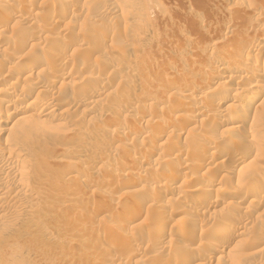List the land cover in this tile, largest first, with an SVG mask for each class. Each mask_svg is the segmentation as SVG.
<instances>
[{
    "label": "rangeland",
    "instance_id": "1",
    "mask_svg": "<svg viewBox=\"0 0 264 264\" xmlns=\"http://www.w3.org/2000/svg\"><path fill=\"white\" fill-rule=\"evenodd\" d=\"M0 4V114L19 109L28 116L26 123L10 125L14 130L0 132V264H264V48L251 43L264 38V0ZM23 28L34 35L22 41ZM187 34L205 36L212 45L202 53L188 49L169 75L165 68L174 56L167 51L176 57ZM160 36L170 42L158 47ZM222 36L233 39L226 50L214 46ZM239 46L246 55L192 77L201 59L236 55ZM20 65L30 71L20 73ZM43 68L48 72L39 75ZM221 73L233 81L220 85L199 109L196 96H208L212 85L225 81ZM170 78L181 80L177 89L166 87ZM197 81L199 92L184 97ZM11 84L7 95L3 90ZM253 90L259 98L250 106ZM77 92L83 105L70 101ZM43 99L54 102L51 114L41 111ZM220 105L224 115L209 117L208 107ZM227 116L234 118L223 125ZM200 134L214 148L194 157L191 144ZM237 135L245 136L244 145L233 143ZM181 146L191 150L177 161L178 182L171 185L168 177L152 188L153 173L167 168ZM214 150L220 160L211 188L214 194L222 186L226 191L196 202ZM228 150L243 157L235 169L228 168ZM192 168L200 177L184 186ZM89 173L99 180L88 183ZM125 209L135 212L129 221L122 218ZM220 220L229 226L219 230ZM209 244L217 251L207 252Z\"/></svg>",
    "mask_w": 264,
    "mask_h": 264
},
{
    "label": "bare ground",
    "instance_id": "2",
    "mask_svg": "<svg viewBox=\"0 0 264 264\" xmlns=\"http://www.w3.org/2000/svg\"><path fill=\"white\" fill-rule=\"evenodd\" d=\"M1 1V0H0ZM10 3V2H9ZM12 3H14V2H11L10 4L12 5ZM9 4V5H10ZM1 5V4H0ZM14 5H12V7H13ZM206 6V5H205ZM23 10V9H22ZM197 12H196V14L197 15H199V14H201V12H203V6H201L200 8H198L197 10H196ZM12 12V11H11ZM24 12V11H23ZM6 14V13H5ZM195 14V15H196ZM197 18V17H196ZM202 18V17H201ZM206 18V17H205ZM203 25V24H202ZM29 28V27H28ZM28 28H26V29H28ZM147 28V27H146ZM204 28V27H203ZM24 29V28H23ZM26 29H24V31H22V32H20V34H19V38L22 40V41H24V39L25 40H27V38H30V36H32L31 35V32L32 31H30V30H26ZM31 30H33V29H31ZM44 30V29H43ZM33 31H35V30H33ZM204 31V30H203ZM206 31V30H205ZM234 33V32H233ZM32 34H33V32H32ZM235 34V33H234ZM34 35V34H33ZM243 35V34H242ZM2 36V35H1ZM235 36V35H234ZM233 36V37H234ZM236 36H237V34H236ZM239 36H240V34H239ZM35 37V36H34ZM18 38V39H19ZM39 39H40V37H38ZM18 39H15L16 41H18L19 42V40ZM50 39V38H49ZM220 40L218 41V43H216V44H214V46H215V48H218V49H228V47L229 46H231V43H232V41H233V39H230L229 37H227V36H222V37H220L219 38ZM13 40V39H12ZM20 40V41H21ZM170 38H168V37H165V36H160V37H158V43H157V46L159 47V46H162L163 44H165V43H169L170 41ZM247 40V39H246ZM40 41H41V39H40ZM44 41V40H43ZM43 41H41V42H43ZM49 41V40H48ZM252 42V45H253V47H254V45L256 46V47H258V49L259 50H262L263 48H264V38H262V39H257V40H251ZM10 42H12V41H10ZM29 43V42H28ZM8 44V43H7ZM13 44H14V42H13ZM19 44H20V42H19ZM40 44V47H41V43H39ZM16 45V43L14 44V46ZM32 45V47H33V45L34 44H31ZM49 45V44H48ZM166 45V44H165ZM212 45V41H211V39H209V38H207V37H205V36H202V37H193L192 35H190V34H187L186 36H185V39H184V41H181V42H179V44H178V46H177V49H176V57L178 58V59H176V57H175V55H174V51L172 52V51H170V50H168L167 52L168 53H172L173 54V56H174V58H173V60H171V62L170 63H168L167 65H166V70L167 71H169V73H171V74H169V75H172L173 73H174V71L176 72L177 70H175L174 68H177V66H179L180 65V62H183L184 61V56H185V52H187L188 51V49H191V48H195L196 50H198V52H199V50H200V52L201 51H204L206 48H209L210 46ZM236 45V44H235ZM17 47H18V45H16ZM5 47V46H4ZM21 47H22V45H21ZM24 47V46H23ZM26 47V46H25ZM49 47V46H48ZM240 47V46H239ZM244 47V46H243ZM16 48V47H15ZM37 48V47H36ZM35 48V49H36ZM52 48V47H51ZM11 49H12V47H11ZM16 49H18V48H16ZM15 49V50H16ZM19 49H20V45H19ZM38 49H40V48H38ZM49 49V48H48ZM158 49V48H157ZM169 49V48H168ZM55 50V49H54ZM53 50V48H52V50L50 49L49 51V53L51 54V53H54L55 51ZM77 50H79V49H77ZM193 50V49H192ZM195 50V51H196ZM234 50V49H233ZM247 50L246 49H244V48H238V50L236 51V55H234V54H232V53H228V55H226V56H223L222 54H220V53H217L216 55H213V56H211V57H209V58H204L203 60L201 59L203 56H204V54L203 55H201L200 56V63L198 64V66H197V68H196V74H194L195 76H192L193 78L194 77H196V79H197V76H201V75H203V73L205 72V71H207V70H211L210 68H212V69H215V70H222V68L225 66V63L230 59V57H232V59L234 58V56H236L235 58H237V60L239 59V56H244V54H245V52H246ZM20 52H22V51H20ZM198 52H197V54H198ZM199 52V53H200ZM206 52V51H205ZM249 52V51H248ZM8 53V52H7ZM202 53V52H201ZM2 54V53H1ZM179 54H181V55H179ZM6 55V54H5ZM52 55V54H51ZM200 55V54H199ZM198 55V56H199ZM246 55V54H245ZM249 55V54H248ZM3 57H4V55H3ZM6 57V56H5ZM14 57V56H13ZM17 58V57H16ZM15 58V59H16ZM154 58V57H153ZM3 59V58H2ZM2 59H0V60H2ZM5 59V58H4ZM7 59V58H6ZM15 59H13V60H15ZM19 60H20V56H19V58H18ZM172 59V58H171ZM8 60V59H7ZM151 60V59H150ZM187 60V59H186ZM231 60V59H230ZM44 61V60H43ZM236 61V60H235ZM1 62V61H0ZM41 62V61H40ZM189 62H190V60H189ZM244 62V61H243ZM14 63V62H13ZM16 63V62H15ZM8 64V63H7ZM39 64V63H38ZM235 65H233L234 67H237L239 64L238 63H234ZM6 65V64H5ZM35 65V64H34ZM227 65V64H226ZM26 66V65H25ZM24 65H20V67H18L17 69H18V71H20V73L21 72H25V70L27 69L26 67H25ZM30 66V65H29ZM28 66V67H29ZM195 66V65H194ZM232 66V67H233ZM2 67V66H1ZM4 67V66H3ZM23 67H25V68H23ZM226 67V66H225ZM164 68V67H163ZM224 69V68H223ZM29 70V69H28ZM28 70H26V72L28 71ZM33 70V69H32ZM248 70H250V69H248ZM2 71V70H1ZM30 71V70H29ZM214 71V70H213ZM231 71V70H230ZM235 71V70H234ZM17 72V71H16ZM47 73L48 71H46V69L45 68H43V69H40V71L38 72V74L40 75V74H42V73ZM28 73V72H27ZM215 73V72H214ZM231 73H232V71H231ZM25 74V73H24ZM176 74V73H175ZM174 74V75H175ZM233 74V73H232ZM29 75V74H28ZM46 75V74H45ZM176 75H178V74H176ZM219 75V74H218ZM32 76V75H31ZM160 76H161V74H160ZM263 76H264V71H263V74L260 76L261 78H263ZM30 77V75L29 76H27V78H29ZM167 77H169L168 75H167ZM171 77V76H170ZM175 77H177V76H175ZM236 77V76H235ZM20 78V77H19ZM31 78V77H30ZM40 78V77H39ZM161 78V77H160ZM190 79V81L191 80H194V79ZM260 78V79H261ZM68 79V76H66V75H62V78H61V80H63V81H66ZM169 79V78H168ZM173 78H170V80H167V81H165L164 83H165V85H166V87H168V89L170 88V89H177L178 87H179V85H180V83H181V80H179V79H174V80H172ZM195 79V80H196ZM220 79H225V81H221V82H218L217 83V85H215V86H211L210 88H209V90L207 91V95L208 96H196V100H197V104H196V106L199 108V109H203L204 108V106H205V104H206V102H208V100L209 99H212V96L213 95H215L218 91H219V87H220V85H226V83L228 82V81H231L232 79H233V77L231 76V74L229 73V75L228 74H226V73H221L220 74ZM236 79V78H235ZM259 79V80H260ZM30 80V79H29ZM28 80V81H29ZM32 80V79H31ZM165 80V79H164ZM194 80V81H195ZM34 81V80H33ZM220 81V80H219ZM233 81V80H232ZM240 81V80H239ZM30 82V81H29ZM62 82V81H61ZM32 83V82H31ZM163 83V84H164ZM164 85V86H165ZM14 84H11V86H9V87H7L5 90H3V91H5L6 92V94L8 95V94H10L12 91H13V89H14ZM202 86V84L201 83H199V81H197V82H195L194 84H193V86H192V88L190 89L189 88V90H188V93H184V97H187V96H189L191 93H190V91H194L193 93H195V91H198L200 88H202L201 87ZM78 87V86H77ZM80 87V86H79ZM82 87V86H81ZM80 87V88H81ZM27 88V87H26ZM25 89V88H24ZM79 89V88H78ZM167 89V88H166ZM234 89V88H233ZM238 89V88H237ZM2 90V89H1ZM228 90V89H227ZM78 91V90H77ZM170 91V90H169ZM25 92V91H24ZM199 92V91H198ZM14 93V92H13ZM31 93V92H30ZM38 93V92H37ZM177 93H179V92H177ZM176 93V96L178 95ZM5 94V95H6ZM12 94V93H11ZM24 94V93H23ZM42 94V93H41ZM82 94V93H81ZM80 94V92L78 93H75V94H72L73 96H72V98H71V102L72 103H79V104H81L82 102H83V96ZM84 94V93H83ZM180 94V93H179ZM196 94V93H195ZM223 94V93H222ZM26 96V95H25ZM28 96V95H27ZM41 96V95H40ZM193 96V95H192ZM17 97V96H16ZM248 97H250V99H251V101H250V106H251V104H253V102L255 101L256 102V100L259 98V92L257 91V90H253L252 92H251V94H249V96ZM14 98V97H13ZM18 98V97H17ZM16 98V99H17ZM25 98V97H24ZM24 98H22V99H24ZM86 98V97H85ZM182 98V97H181ZM209 98V99H208ZM230 98V97H229ZM225 100V101H224ZM224 102H226L227 100H228V97H227V95L226 94H224ZM187 101V100H186ZM222 101V102H223ZM4 103V100L2 99V98H0V105L2 104L3 105V103ZM5 102H6V104H8L9 102H7L6 101V99H5ZM188 102V101H187ZM223 102V103H224ZM54 102H52L51 100H49V99H43L42 100V104H43V110H41V111H46L47 113H50L51 111H53L55 108V104H53ZM86 103V102H85ZM12 105V104H11ZM76 105H78V104H76ZM81 105H83V104H81ZM226 105V104H225ZM242 105V104H241ZM9 106V105H8ZM13 106V105H12ZM14 107V106H13ZM71 107V106H70ZM170 107V106H169ZM196 107V108H197ZM203 107V108H202ZM8 108V107H7ZM12 108V107H11ZM41 108V109H42ZM8 110V109H7ZM251 110V109H250ZM9 111V110H8ZM23 111V110H22ZM190 111V110H189ZM195 112H196V110H194ZM199 111V110H198ZM206 111H208L209 112V114L210 115H208L209 117H217V116H220V115H224V111H225V109H224V107H223V105H220L219 107H214V106H211V107H208V110H206ZM204 112V111H203ZM249 112V111H248ZM5 113H6V111H5ZM21 113H23V112H20V110L19 109H15V110H11L10 109V111L9 112H7L6 114H3V115H1L2 116V118H1V120H0V132H6V131H9L10 132V129H12V128H10V125H14V126H16V124H18V123H23L24 124V122L26 123V117L28 118V116H24L23 114H21ZM40 113H42V112H40ZM53 113V112H52ZM199 113H201V111L199 112ZM207 113V112H206ZM39 114V113H38ZM51 114V113H50ZM187 114H190L191 116H194V115H192L191 113H187ZM194 114V113H193ZM208 114V113H207ZM197 115V114H196ZM195 115V116H196ZM184 116V120H186V122L187 121H189V120H191V116H189V115H183ZM249 116H250V112L249 113H247V117L249 118ZM36 117V116H35ZM54 117V116H53ZM228 117V116H227ZM231 117V116H230ZM230 117H228L227 119H224V120H222V123H223V125L224 124H230V121L232 120V118H234V117H232V118H230ZM34 118V117H33ZM137 118V117H136ZM238 118V117H237ZM236 118V119H237ZM214 119V118H213ZM182 120V119H181ZM205 120H206V118H205ZM213 122V121H212ZM158 123H161V122H159L158 121ZM20 124V125H21ZM221 126V125H220ZM228 127V126H227ZM14 128H16V127H14ZM232 128H234V127H231V131L233 132V129ZM228 130H230V128L228 127L227 128ZM235 129V128H234ZM12 130H14V129H12ZM12 130H11V132H12ZM180 133V132H179ZM248 133V132H247ZM246 133V136H248L249 134H247ZM245 136H241V135H237L236 137H235V139H234V141H233V143L235 144V145H237V146H242V145H244V143H246V142H243V140L245 139L244 138ZM247 138V137H246ZM112 140V139H111ZM105 141H107V138H106V140L104 139V140H102L101 142H100V145H102ZM110 141V140H109ZM114 141V140H113ZM245 141V140H244ZM215 142V141H214ZM113 143V142H112ZM164 144H160V146L159 147H154V149H155V151H157L159 148L160 149H162L161 147L163 146ZM181 145V144H180ZM213 147L211 144H208V143H206V141H205V134H200V136L199 137H197L196 138V140H194L193 142H192V144H191V148L192 147H194L195 148V151H194V154H193V156L194 157H196L198 154H200L206 147ZM249 146V145H248ZM252 146H254L253 144H252ZM255 147V146H254ZM214 148V147H213ZM217 148V147H216ZM248 148V147H247ZM250 148V147H249ZM248 148V149H249ZM189 149L190 148H186V146L184 147V146H181V147H179L178 149H176L177 151L175 152V154H173L174 156H169L168 154V156H169V158H168V162L165 164V165H167L168 167L167 168H164V169H162V171H159V172H155V173H153V177H154V181H153V186H152V188H155L156 186H158L157 184H159V183H161L164 179H166V178H171V182H170V184L171 185H175L177 182H178V177H177V175H178V173H180L181 172V167L178 165V163H177V161H180L181 159H179V158H181V157H187V156H189L188 155V152H189ZM191 150V149H190ZM257 151V150H256ZM228 152V155H229V157H230V159L229 158H227V160H228V163L227 164H229L228 165V168H231V169H235L242 161H243V157H240L238 154H236L235 155V153H233L231 150H228L227 151ZM213 155H212V157L211 158H213V162H211V161H209V162H211V163H209L208 165H206V167H205V172L204 173H206L207 174V177L201 182V183H199V185L196 187V190L195 191H197L198 193H197V195H196V202L198 201V202H200L201 201V199H202V201H212L213 200V198H215L216 196H217V194L218 193H222V191L224 192V191H226V189H225V187L224 186H222V187H219L218 189H216V193L214 194L213 192V190H212V188H211V185L217 180V174L215 173V171L217 172V165H218V163H217V160H220L218 157H219V152L218 151H216V150H214L213 152ZM143 154V153H142ZM140 155L141 154H139V153H137V152H133L132 153V156L133 157H140ZM211 155V154H210ZM192 156V157H193ZM221 156V155H220ZM189 158V157H188ZM89 159V158H88ZM186 159V158H185ZM147 161L149 160V161H151L150 160V158H148V159H146ZM214 160H216V161H214ZM227 160H225L224 159V162L225 161H227ZM89 161V160H88ZM87 161V162H88ZM184 161V163H185V160H183ZM182 162V161H181ZM195 162V161H194ZM219 162V161H218ZM91 163V162H90ZM94 163V162H93ZM148 163V162H147ZM187 163V162H186ZM189 163H191V162H189ZM88 164V163H87ZM224 164V163H223ZM182 165V164H181ZM194 165V164H193ZM220 165V164H219ZM186 166L188 167H190L191 166V164L189 165V164H186ZM221 166V165H220ZM219 167V166H218ZM222 167V166H221ZM227 167V166H226ZM191 169V168H190ZM193 169V168H192ZM197 169H198V167H197ZM197 169H193L192 171H186L188 174H186V178L185 179H183V182H182V184L184 183V186H185V183H190V182H192L193 180H195V179H198L199 177H200V173H198V171H196ZM231 169H229V170H231ZM219 170V169H218ZM221 170V169H220ZM190 172V173H189ZM234 172H235V170H234ZM220 173V172H219ZM183 174V173H182ZM142 176V175H141ZM85 177H87V182L88 183H93V182H96V181H98L99 180V176L98 175H96V174H94V173H89L87 176H85ZM225 177H227V176H225V174H224V179H226ZM229 178V177H228ZM264 179V178H263ZM85 180V181H86ZM100 182V181H99ZM253 182V181H252ZM96 184V183H95ZM264 184V183H263ZM180 186H181V184H180ZM255 186V185H254ZM251 187V186H250ZM180 189V188H179ZM195 189V188H194ZM237 191V190H236ZM133 194H134V192H133ZM240 195V194H239ZM234 196V195H233ZM237 196V195H236ZM127 197V196H126ZM131 198V197H130ZM244 198V197H243ZM204 199V200H203ZM200 200V201H199ZM133 201V200H132ZM135 201V200H134ZM172 201H173V199H172ZM130 202V201H129ZM205 202V203H206ZM135 203V202H134ZM202 203V202H201ZM204 203V202H203ZM209 203V202H208ZM211 203V202H210ZM230 206V205H229ZM134 207H135V205H134ZM134 207H132V208H134ZM238 207V205H234L232 208L233 209H236ZM91 208V207H90ZM138 209V208H137ZM139 209H140V207H139ZM126 210V209H125ZM135 212H132V211H130L129 209L128 210H126V212H124V214H123V216H122V218H123V220H126V221H129L131 218H133L134 216H135V214H134ZM231 215V214H230ZM232 216V215H231ZM223 217H225V216H223ZM121 218V219H122ZM227 218H229V217H227ZM222 219V218H221ZM230 219V218H229ZM220 221H222V224L223 225H218L219 227H217L219 230H223V229H226V227H228L229 225L227 224V222L225 223V222H223V220H220ZM225 221V220H224ZM217 222V221H216ZM231 222V221H230ZM236 222V221H235ZM231 225H232V223H231ZM235 226V225H234ZM231 227V226H230ZM229 227V228H230ZM199 241V240H198ZM208 251L207 252H211V253H213V252H215V251H217V248L216 247H214V245H212V244H209L208 246ZM194 253V252H193ZM198 253V252H197ZM191 254V253H190ZM199 254V253H198ZM197 255L194 253V254H192V255H189V258H190V260H191V258H194V257H196ZM198 258H200L199 256H198Z\"/></svg>",
    "mask_w": 264,
    "mask_h": 264
}]
</instances>
